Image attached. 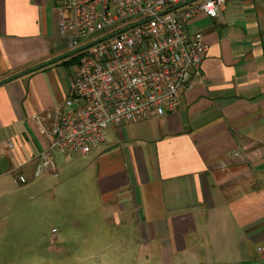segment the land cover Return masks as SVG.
Segmentation results:
<instances>
[{
    "label": "crops",
    "instance_id": "1",
    "mask_svg": "<svg viewBox=\"0 0 264 264\" xmlns=\"http://www.w3.org/2000/svg\"><path fill=\"white\" fill-rule=\"evenodd\" d=\"M60 5L0 0V238L14 233L11 204L28 207L53 179L54 195L98 198L86 235L101 237L99 264H264V0L190 21L210 51L176 111L117 126L88 155L54 153L53 167L32 118L66 99L77 66L63 77L56 62Z\"/></svg>",
    "mask_w": 264,
    "mask_h": 264
},
{
    "label": "built area",
    "instance_id": "2",
    "mask_svg": "<svg viewBox=\"0 0 264 264\" xmlns=\"http://www.w3.org/2000/svg\"><path fill=\"white\" fill-rule=\"evenodd\" d=\"M231 0H68L60 34L80 53L66 99L34 115L48 140L40 157L85 156L111 129L176 111L192 82L202 79L210 45L189 29L199 14L217 18ZM44 168L41 162L35 174ZM22 183L24 176L19 177ZM264 256V245L258 247Z\"/></svg>",
    "mask_w": 264,
    "mask_h": 264
},
{
    "label": "rangeland",
    "instance_id": "3",
    "mask_svg": "<svg viewBox=\"0 0 264 264\" xmlns=\"http://www.w3.org/2000/svg\"><path fill=\"white\" fill-rule=\"evenodd\" d=\"M58 1L63 7L68 0ZM72 52L65 47L56 61L63 77L72 72L74 67H67L63 63L80 57V53ZM65 163L66 159L61 156L56 159L59 170L67 166ZM54 182L51 179L46 183L48 190L43 194L37 190L39 196L31 200L28 207L22 201L11 204L7 212V229L14 233L0 238L4 242L0 264H99V257L94 260L90 257L101 237L96 233L93 234L97 237L86 235L87 230L91 229L90 216H95L97 213L93 211L99 208L98 198L90 194L93 205L87 204L85 189H76L74 192L69 189L61 196L54 195V189L50 188ZM32 202L35 204L32 205ZM101 230L102 223L93 231L98 233ZM21 232L25 235L22 236ZM93 240H97L98 244L90 243Z\"/></svg>",
    "mask_w": 264,
    "mask_h": 264
},
{
    "label": "trees",
    "instance_id": "4",
    "mask_svg": "<svg viewBox=\"0 0 264 264\" xmlns=\"http://www.w3.org/2000/svg\"><path fill=\"white\" fill-rule=\"evenodd\" d=\"M79 60H74L72 62H67L68 64H78Z\"/></svg>",
    "mask_w": 264,
    "mask_h": 264
}]
</instances>
